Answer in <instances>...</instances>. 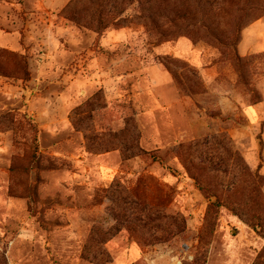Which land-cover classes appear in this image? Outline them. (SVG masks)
<instances>
[{
    "label": "rangeland",
    "instance_id": "374dc122",
    "mask_svg": "<svg viewBox=\"0 0 264 264\" xmlns=\"http://www.w3.org/2000/svg\"><path fill=\"white\" fill-rule=\"evenodd\" d=\"M0 264H264V0H0Z\"/></svg>",
    "mask_w": 264,
    "mask_h": 264
},
{
    "label": "trees",
    "instance_id": "16d2710c",
    "mask_svg": "<svg viewBox=\"0 0 264 264\" xmlns=\"http://www.w3.org/2000/svg\"><path fill=\"white\" fill-rule=\"evenodd\" d=\"M111 1V0H108ZM186 1H190V0H183V2ZM195 2H197L202 8L205 7H211L216 3V0H194ZM114 5V4H113ZM100 8L96 9L94 11L93 14V23L96 25L95 27L97 29L100 28H107L108 25L111 26H120V22L118 19L120 12H112V13H105L104 10H102L103 8H101V6H98ZM187 13L185 11H181L177 12L176 14H173V17L171 19V23H179V22H183L185 21L188 17H190L187 20H190V23H192L191 25H196L197 23L200 24V26L206 30L207 32L211 31V20L207 19L206 17L203 18V15L201 16L199 21H195L194 23L192 22L193 19H195V16H191V15H186ZM145 17V21L146 23L151 24L156 30H157V34L159 36L160 40H165L168 39L169 35H168V29H165L163 26L159 25L158 19L159 17H162L164 19H167V21H170V16L168 15H158V14H153V13H149L146 15H143ZM189 23V22H188ZM241 23L240 21L238 22V24ZM238 24H237V29L235 30V34L234 37L231 38H224L222 35H216L214 36L216 42L218 43H227L230 45H235L237 42V37H238V32H239V28H238ZM229 39V40H227Z\"/></svg>",
    "mask_w": 264,
    "mask_h": 264
}]
</instances>
